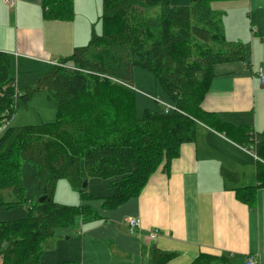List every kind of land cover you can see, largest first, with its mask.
Instances as JSON below:
<instances>
[{
	"label": "trees",
	"instance_id": "obj_1",
	"mask_svg": "<svg viewBox=\"0 0 264 264\" xmlns=\"http://www.w3.org/2000/svg\"><path fill=\"white\" fill-rule=\"evenodd\" d=\"M213 1L222 0H191L183 6L170 0H103V31L93 32L88 44L62 62L72 67L54 65L22 89L12 73L11 55L0 51V126L6 125L0 136V205L16 204L4 200L5 189L12 190L17 203L24 202L26 164L34 167L38 189L35 203L25 202L27 217L0 222L2 264H41L47 241L59 231L74 229L80 218L100 217L91 204L56 202L60 180L67 179L83 202L103 200V208H117L137 197L162 165L179 156L184 143L196 141L203 125L224 131L264 161V135L257 139L252 128L234 127L202 108L218 63L251 64L250 45L227 40ZM150 7L159 11L150 16ZM42 8L46 19L68 21L75 15L74 0H43ZM136 67L151 71L167 98L166 103L155 99L162 107L145 108L141 117L137 92L128 86H133ZM41 90L57 103L56 119L9 124L17 99L30 100ZM165 104L174 108L166 110ZM223 173L236 177L230 170ZM93 179L109 180L111 192H89L83 183ZM257 179L264 186V162H258ZM256 194L257 185L236 190L238 200L250 206ZM41 196H46L43 202ZM174 254L156 251L153 261L165 264ZM191 264L233 263L225 254L202 253Z\"/></svg>",
	"mask_w": 264,
	"mask_h": 264
},
{
	"label": "crops",
	"instance_id": "obj_2",
	"mask_svg": "<svg viewBox=\"0 0 264 264\" xmlns=\"http://www.w3.org/2000/svg\"><path fill=\"white\" fill-rule=\"evenodd\" d=\"M230 3L223 21L226 38L250 45L251 64L218 63L202 108L234 127L252 128L262 139L264 86L258 70L264 67V0ZM42 4L43 0H15L10 6L0 0V51L12 57L19 89L88 44L93 32L103 31V0H74L75 15L68 21L46 19ZM248 151L224 131L203 125L196 141L184 143L179 156L167 167L162 165L137 197L114 209L103 208V200L87 202L100 217L80 218L74 229L59 231L56 247L48 245L42 261L156 264L158 251L175 253L165 264H191L202 253L225 254L233 264H246L252 256L256 264H264V186L257 179L258 162L264 161ZM225 169L236 177H225ZM256 185L255 203L238 200L237 188ZM103 187L98 195L89 192H111L107 183ZM132 217L141 221L133 234L127 224ZM155 230L156 239L151 237Z\"/></svg>",
	"mask_w": 264,
	"mask_h": 264
},
{
	"label": "rangeland",
	"instance_id": "obj_3",
	"mask_svg": "<svg viewBox=\"0 0 264 264\" xmlns=\"http://www.w3.org/2000/svg\"><path fill=\"white\" fill-rule=\"evenodd\" d=\"M230 1L232 0L213 1L211 3L212 9L216 11L218 16L221 17L223 21L225 19V11H228L230 9V4H232L230 3ZM170 2L175 6H183L189 5L191 3V0H170ZM157 11H159V7H150L149 9H147V12L150 16L156 14ZM38 77L39 76H37L36 80L30 84L34 85ZM134 77L135 78L133 81V87L137 92V114L139 117L143 115L145 108L152 107V109H160L162 107L160 104H158V102L154 101L155 99H159L160 101L165 103L167 102L165 94L162 92L160 85L157 83L156 78L154 77L151 71H148L141 67H136L134 69ZM109 95L110 98L113 100L112 94ZM33 97L30 100H24L21 97L17 99V108L13 118L10 120V122H8L9 124H11L12 126L39 125L45 122H52L56 119V112L58 108L57 104L54 100L48 97L45 90L35 92L33 94ZM108 108L113 110L112 106H108ZM108 116L107 118H112ZM2 127L3 126H0V133L3 132ZM34 175V167L29 164H26L22 167V184L24 187L23 190H25V193L23 194V203H17L18 198L12 192V190L5 189L3 191L4 200L7 203L16 202V204H10L11 206L0 205V222H8V220L14 221L27 217L28 206L25 202L32 201L35 203L38 197L37 179ZM106 183L108 184L109 180L93 179L89 182L87 187L89 188V191L97 193L98 195L99 193H102L105 190L103 186H105ZM80 199V192L78 190H74L67 179L59 181L54 195V200L56 202L66 205H80ZM86 203L87 201H84L81 204ZM68 237L69 236H66L65 239H67ZM58 241L59 237L55 236L47 241V245L56 247ZM61 241L64 240L61 239ZM45 249L48 250V247H46ZM46 252L47 251H45V254ZM59 259H61V257ZM75 263L76 262H74L73 264ZM0 264H2L1 258ZM41 264H44V262L42 261Z\"/></svg>",
	"mask_w": 264,
	"mask_h": 264
},
{
	"label": "built area",
	"instance_id": "obj_4",
	"mask_svg": "<svg viewBox=\"0 0 264 264\" xmlns=\"http://www.w3.org/2000/svg\"><path fill=\"white\" fill-rule=\"evenodd\" d=\"M3 2L7 3L10 6H14L15 5V0H3ZM53 64H55L56 66L57 65H62V66H65V67H70V66L64 65V64L59 63V62H53ZM258 75L260 77L261 84L264 86V67H260L259 68ZM114 80L117 81L116 79H114ZM128 86H130L131 88H134L131 85H128ZM165 108H166V110H169L170 108H174V107L171 106V105L165 104ZM5 127H6V125H3V129H5ZM248 152L254 154V151L252 149L249 150ZM127 224H128V227H129V232L131 234H133V233L136 232L137 228L140 227L141 221H140L139 218L132 217V218L128 219ZM157 235H158V231L157 230H155L154 232L151 233V237L154 238V239H156ZM254 261H255V258L252 257V256H249L248 259H247L246 264H256V262H254Z\"/></svg>",
	"mask_w": 264,
	"mask_h": 264
},
{
	"label": "water",
	"instance_id": "obj_5",
	"mask_svg": "<svg viewBox=\"0 0 264 264\" xmlns=\"http://www.w3.org/2000/svg\"><path fill=\"white\" fill-rule=\"evenodd\" d=\"M87 185H88V181L86 180L83 183V187L85 188V187H87ZM45 199H46V196H42L39 198V202H43Z\"/></svg>",
	"mask_w": 264,
	"mask_h": 264
}]
</instances>
